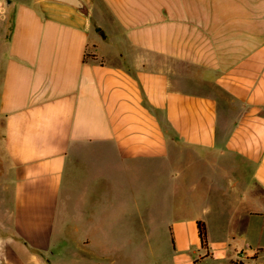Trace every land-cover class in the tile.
Here are the masks:
<instances>
[{"label": "crops", "instance_id": "0c3cea01", "mask_svg": "<svg viewBox=\"0 0 264 264\" xmlns=\"http://www.w3.org/2000/svg\"><path fill=\"white\" fill-rule=\"evenodd\" d=\"M82 1L0 0V264L264 251V0Z\"/></svg>", "mask_w": 264, "mask_h": 264}, {"label": "rangeland", "instance_id": "374dc122", "mask_svg": "<svg viewBox=\"0 0 264 264\" xmlns=\"http://www.w3.org/2000/svg\"><path fill=\"white\" fill-rule=\"evenodd\" d=\"M171 221L170 219H154L153 228L148 234L137 235L127 233L123 229L119 230L114 226V232L109 236L112 251L107 252L111 255V264H169L173 255L172 238L169 231ZM219 234L220 230L212 228V237H219ZM261 239V242H264V236ZM94 248L96 253L100 252L98 246ZM245 249L233 251L225 263L208 261L204 264H243L256 256L264 259V251ZM60 264H70V261L62 260ZM97 264L107 263L98 262Z\"/></svg>", "mask_w": 264, "mask_h": 264}, {"label": "trees", "instance_id": "16d2710c", "mask_svg": "<svg viewBox=\"0 0 264 264\" xmlns=\"http://www.w3.org/2000/svg\"><path fill=\"white\" fill-rule=\"evenodd\" d=\"M91 56L94 57V55H91ZM197 224H198V229H199V236H200V240H201V245H202V247L207 248L208 239H207L206 223L204 220H198ZM170 233H171L172 242H174V236H173L171 228H170Z\"/></svg>", "mask_w": 264, "mask_h": 264}, {"label": "water", "instance_id": "95a60500", "mask_svg": "<svg viewBox=\"0 0 264 264\" xmlns=\"http://www.w3.org/2000/svg\"><path fill=\"white\" fill-rule=\"evenodd\" d=\"M57 1L65 2L71 6H74L75 8L79 9L82 12H87V7L82 0H57Z\"/></svg>", "mask_w": 264, "mask_h": 264}]
</instances>
